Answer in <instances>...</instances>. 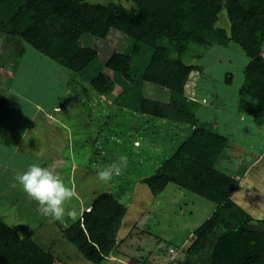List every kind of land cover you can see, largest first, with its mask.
Segmentation results:
<instances>
[{
    "label": "rangeland",
    "instance_id": "obj_1",
    "mask_svg": "<svg viewBox=\"0 0 264 264\" xmlns=\"http://www.w3.org/2000/svg\"><path fill=\"white\" fill-rule=\"evenodd\" d=\"M77 2L82 8H95L94 16L98 19L104 16L107 9L114 13L122 10L141 19L148 13L146 8H137L129 0ZM215 26L229 32L230 24L225 11L219 13ZM252 35L256 37L257 33ZM70 45L88 58L80 73L67 71L57 61L37 53L23 39L4 35L3 41H0V133L16 136L6 142L0 136V152L10 156L14 140L23 128H27L21 147L13 155L11 168L21 173L31 164L38 163L59 173L65 183L78 193V198L67 205L69 209H76L78 215L76 218L65 217L63 221L43 216L36 203L24 193L16 172L7 169L0 176V218L15 229L21 239L29 237L49 251L55 264H92L64 238L62 229L81 219L96 197L107 192L126 206V212L115 236L114 250L108 257L111 260L101 264H184L188 256L186 248L195 239L193 231L206 220L214 207L206 200H220L228 194L232 195L235 188L228 184L231 173H217L216 163L222 157L210 164L211 169L206 176L201 170L190 173L194 167L204 170L206 166L202 161L197 164L192 161L188 172L175 183H169L163 192L152 195L143 179L168 159L194 128L177 119L156 118L151 114L150 111L158 107L156 103L163 106L172 101L170 90L154 83L143 84L145 97L156 102L140 105L142 110L139 106L138 110H131L121 102L120 105L111 103L124 87L125 79L111 73L104 66L105 60L113 51L126 52V47L133 45L129 37L121 39L117 34L113 38H97L91 33H81ZM214 47L222 53L223 62L219 63L220 58L216 60L212 56H203L194 62L201 65V69L190 72L182 96L184 103L196 115V128L205 127L207 131L215 132L212 130L215 124H209L212 118L217 121L218 127L229 131L230 127L236 128V121L230 116L238 113L233 106L243 86L237 87L239 84L234 71L225 70L227 65H234L238 57H244L246 65L254 58V63H259L260 72L253 74L257 79L253 77L251 80L262 89L264 43L252 46L258 54L251 58L235 42ZM11 56L15 63L7 64ZM130 64L132 68L136 61L131 60ZM99 72L108 73L114 80L111 96H100L91 90L89 80ZM226 73L231 74L230 80L226 79ZM10 89L16 93L9 92ZM263 93L258 96H264ZM239 111L244 115L241 109ZM138 129L142 138L137 137L136 140L134 132ZM144 129H149V134ZM234 132L231 135L233 138L236 135ZM126 133L127 136L130 134L132 143L135 140L134 145L123 139ZM252 133L254 136L249 141L253 146L258 147V142L264 143L262 134L257 131ZM215 135L220 140L226 137L219 133ZM121 156L127 157V164L121 168L120 174L109 183L101 182L97 177L98 170L117 162ZM244 156L248 162L254 160L248 153ZM236 162L232 159L234 165L230 170ZM247 165L243 161L242 169ZM237 173L242 171L237 170ZM237 179L240 180V177ZM206 181L208 185L220 186L207 193ZM235 181L232 179V183ZM221 186L228 187V190L220 191ZM237 195L242 199V207L255 219H264V153L249 168L245 181L233 195L235 202H239Z\"/></svg>",
    "mask_w": 264,
    "mask_h": 264
},
{
    "label": "trees",
    "instance_id": "obj_2",
    "mask_svg": "<svg viewBox=\"0 0 264 264\" xmlns=\"http://www.w3.org/2000/svg\"><path fill=\"white\" fill-rule=\"evenodd\" d=\"M129 1L137 8H146L148 13L141 19L122 10L114 13L107 9L98 19L94 16L95 8H82L77 0H0V41L4 35L23 39L37 53L57 61L67 71L80 73L88 58L70 45L79 34L91 33L97 38H113L117 34L121 39L129 37L133 45L126 47V52L113 51L105 60L104 66L111 73L125 79L124 87L111 103L120 105L121 102L131 110H138L139 106L142 110L146 102H156L145 97L143 84L154 83L168 88L172 101L163 106L156 103L158 107L151 114L156 118L177 119L190 126L195 124L196 115L184 103L182 93L190 72L201 69L194 62L205 57L210 48L223 47L229 42L241 45L247 57H255L258 50L252 46L264 43V0ZM221 11L228 17L229 32L215 26ZM131 60L136 61L132 68ZM254 60L251 58L245 69L249 78L246 77L247 84L240 92L239 108L260 115L264 113V96H258L263 90L256 89L251 80L253 74L260 72L259 63ZM6 62L15 63L13 56ZM230 75L226 74L227 80ZM89 86L100 96H111L115 82L108 73L99 72L89 80ZM9 91L16 93L14 89ZM144 130L149 134V129ZM134 133L136 140L142 138L139 129ZM202 137L203 128L192 130L176 151L143 179L152 195L163 192L169 183H175L188 172L192 161L196 164L202 161L206 166L204 170L194 167L190 173L201 170L206 176L210 164L220 157H228L225 139L200 156ZM123 139L132 143L130 134L126 133ZM228 184L236 186L231 179ZM216 186L206 181L205 192L210 193L211 187L213 190ZM221 188L228 190L225 186ZM206 201L214 207L193 231L195 239L186 248L188 256L184 264H264V219H255L231 196L225 201ZM125 212L126 206L117 197L101 193L81 219L62 229V234L84 259L101 264L111 260L108 257L114 250L115 236ZM0 264L55 263L49 251L29 237L21 239L0 218Z\"/></svg>",
    "mask_w": 264,
    "mask_h": 264
},
{
    "label": "crops",
    "instance_id": "obj_3",
    "mask_svg": "<svg viewBox=\"0 0 264 264\" xmlns=\"http://www.w3.org/2000/svg\"><path fill=\"white\" fill-rule=\"evenodd\" d=\"M212 52H215V53L212 54ZM222 52H223V50H222ZM224 54H226V53H224ZM221 55H222V53L217 51V47H213L212 49H210L208 51V53H207V55H205V57L206 56L207 57L212 56L216 60L220 58L219 63H222L223 62V60H222L223 55L222 56ZM204 58H203V60H204ZM245 61L246 60L244 57H238L237 62H235L234 65H227L228 70L227 69L225 70V71H234L235 78L237 80L236 82L239 84L237 87H239V88L241 86H244V84H245V86L247 84L246 78H245V80L243 79L244 76L247 77L246 71H245V69L247 67V65H246L247 62L245 63ZM254 78L257 79L258 77L254 76ZM255 87H256V89H261V88H259L258 85H255ZM262 90L264 92V87L262 88ZM9 92H11V91H9ZM240 92H242V89ZM237 99H236L237 101L235 102V106H233V107L235 108V111H237L238 113H235L234 117L230 116V118H233L236 121V128L230 127L229 131H225V128L218 127L219 124L217 123V121L215 119L212 120V118L210 117L211 121H209V124H213V123L215 124L214 127H212V130H214L216 133H219L220 135L226 136L225 141L227 144V149H229L228 157L222 158L221 161L219 159V162L217 161L218 162V163H216V165H218L217 173H219L220 175H225L226 173L229 175V173H231L230 176L233 178H236L237 176L240 177V180H238V183L236 184V186H234L235 189L231 192L232 193L231 197H233V195L237 194L238 190L240 189V184H242V182L245 181V175L247 174L249 168H251L253 166V164H255L259 160L260 156L264 153V147H262L264 144L263 142H258L257 143L258 147H255V146H253L252 142L249 141V140H252V138L254 136V134L253 133L251 134V132L257 131L258 133H260L264 136V113H260V115H259V114H254L253 112H248L246 110V108H239L240 94L238 95ZM262 99H264V98H262ZM240 109L242 110L244 115H247V116H244L242 113H240V111H239ZM257 118L259 120H257ZM244 120H246V122H243ZM239 124H240V127L238 126ZM26 129L27 128H23L20 136L18 138H16V140H14V145H13L14 147L12 148L10 156L6 157L7 155H5V154L2 155V153L0 152V162H3V164H5L4 166H2L0 163V176H2L5 172H7V169L8 170L12 169L11 165H12L13 155H15V153L21 147L22 142H23V136L26 132ZM233 131H235L234 134H236L235 138H233L231 136ZM0 136L4 137L1 139L4 140L5 142L8 138H15L16 137V136L15 137L12 136L11 133H5V132H1ZM41 144L42 143L40 141V145ZM230 146H231V148H230ZM245 153L250 154V158H254V160L252 162L251 161L248 162V160L244 156ZM252 155H255V156L258 155V157H253ZM232 159L237 160V162H236L235 167L232 170H230V167L232 165H234V163H231ZM243 161L245 164L248 163L247 167L246 168L244 167V169H242ZM237 170L242 171V173L238 174ZM12 171L16 172V171H14V169H12ZM17 174H18V172H16V176H17ZM216 177H217V175H216ZM230 179L231 178H229V180ZM208 182L212 183L213 181L209 180ZM219 190L223 191L222 188H219ZM213 191H215V189L214 190L210 189V192H213ZM228 197H230L229 194L224 199L220 198V200H214V199H211V200L212 201H225ZM236 198L239 200V202L238 201H236V202L242 207V205H241L242 199H240L238 197V195L236 196Z\"/></svg>",
    "mask_w": 264,
    "mask_h": 264
},
{
    "label": "clouds",
    "instance_id": "obj_4",
    "mask_svg": "<svg viewBox=\"0 0 264 264\" xmlns=\"http://www.w3.org/2000/svg\"><path fill=\"white\" fill-rule=\"evenodd\" d=\"M191 127L197 129L194 125ZM214 133L217 134L207 131L206 128L203 129L200 153L205 154V151L212 150L218 143L224 142ZM126 164L127 157L121 156L117 162L98 170L97 177L101 182L109 183L115 175L120 174L121 168ZM237 178L239 177H231V180H236L237 184ZM17 180L24 193L36 203L38 211L43 216L51 217L57 221H63L65 217H77L76 209H69L67 205L78 198V193L72 186L65 183L59 173L48 167H42L38 163H33L25 171L17 174Z\"/></svg>",
    "mask_w": 264,
    "mask_h": 264
},
{
    "label": "built area",
    "instance_id": "obj_5",
    "mask_svg": "<svg viewBox=\"0 0 264 264\" xmlns=\"http://www.w3.org/2000/svg\"><path fill=\"white\" fill-rule=\"evenodd\" d=\"M206 152H207V151H205V153H206ZM199 155L202 156V155H204V154L201 152V153H199Z\"/></svg>",
    "mask_w": 264,
    "mask_h": 264
}]
</instances>
